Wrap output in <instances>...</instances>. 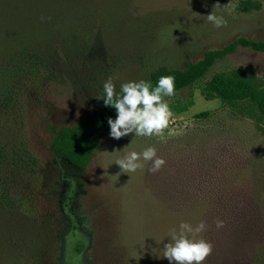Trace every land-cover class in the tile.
<instances>
[{"label":"rangeland","instance_id":"rangeland-1","mask_svg":"<svg viewBox=\"0 0 264 264\" xmlns=\"http://www.w3.org/2000/svg\"><path fill=\"white\" fill-rule=\"evenodd\" d=\"M83 1H77L78 9L90 15L75 25L70 45L52 41L49 78L28 98L32 148L63 174L53 193L42 194L33 218L14 227L21 231L13 243L16 264H169L163 246L182 220L193 227L204 221L206 230L196 234L212 245L204 264L249 260L264 240V117L248 104L208 100L201 87L213 74L233 69L264 87L263 52L240 47L195 85L164 97L193 104L171 111L158 135L117 140L108 128L84 168L57 158L52 140L60 127L97 111L109 76L116 92L157 66L181 68L236 36L264 39V0L251 12L237 10L238 0H91L90 6ZM211 11L226 21L219 28L206 19ZM205 110L208 116H197ZM148 146L165 161L158 171H148L150 162L130 173L116 164L124 153ZM68 219L72 228L62 242L48 235V226L59 231ZM216 219L223 227H216Z\"/></svg>","mask_w":264,"mask_h":264},{"label":"trees","instance_id":"trees-1","mask_svg":"<svg viewBox=\"0 0 264 264\" xmlns=\"http://www.w3.org/2000/svg\"><path fill=\"white\" fill-rule=\"evenodd\" d=\"M77 1L0 0V264L18 262L13 243L21 231L14 227L22 225L21 219L35 214L42 194L53 193L63 174L59 173L55 162L44 163L33 150L26 118L31 90L49 78L47 70L51 66L47 52L52 41L57 39L70 45L68 38L74 33L75 25L90 15L78 9ZM82 3L90 6L91 0ZM261 5L257 0H238L234 4L242 12L260 9ZM240 47L264 53V39L236 36L220 48L205 50L201 58L186 61L181 68L157 66L144 80H150L154 86L159 76L173 75L174 93H177L195 85L217 60L235 53ZM201 92L208 100L219 98L231 105L248 104L264 117V87L242 70L213 74L201 87ZM192 104L193 100L168 103L170 110L178 113ZM209 113L205 110L197 116L206 117ZM109 116L114 117L115 111L105 106L101 98L93 115L56 131L52 140L53 154L77 168L87 166L99 147V139L108 129ZM262 204L264 215L263 201ZM67 222L60 224L59 231L48 226V235L55 233L57 240L62 242L72 228L69 219ZM55 264L63 263L59 260ZM232 264H264V240L249 260L234 258Z\"/></svg>","mask_w":264,"mask_h":264},{"label":"clouds","instance_id":"clouds-1","mask_svg":"<svg viewBox=\"0 0 264 264\" xmlns=\"http://www.w3.org/2000/svg\"><path fill=\"white\" fill-rule=\"evenodd\" d=\"M206 16L207 21L219 28L226 21L222 15L213 11ZM175 78L173 75H161L155 85L150 80H129L120 84L115 92L113 77L109 76L102 83V95L97 99L103 100L105 106L115 111V116L107 118L108 135L113 139L132 134L133 136L158 135L168 127L172 112L164 97L174 94ZM120 169L130 173L143 169L150 162L148 171L156 172L165 161L156 155V148L148 146L140 152L130 151L115 160ZM215 225L221 228L222 219H216ZM206 230L204 221L193 227L190 223L180 221L178 229L170 233V238L163 246V257L169 264H204L211 252L212 245L196 234Z\"/></svg>","mask_w":264,"mask_h":264}]
</instances>
